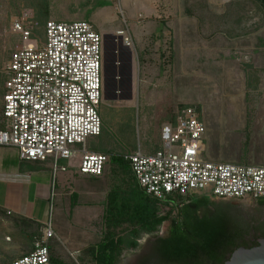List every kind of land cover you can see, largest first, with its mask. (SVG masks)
<instances>
[{"label": "rangeland", "instance_id": "1", "mask_svg": "<svg viewBox=\"0 0 264 264\" xmlns=\"http://www.w3.org/2000/svg\"><path fill=\"white\" fill-rule=\"evenodd\" d=\"M35 4L43 8L49 6L50 21L92 23L106 38L109 60H114L116 51H120L123 58L132 52L136 66L138 60L141 64L140 83L135 85L131 104L122 101L130 94L128 83L116 84L114 88L108 81L106 97L100 105L102 133L87 140L91 152L117 157L131 155L144 144L146 135L152 138L150 133L154 128L152 125L149 128V124L191 106L198 110L207 127L203 159L264 167L262 2L0 0V126L6 81L2 72L15 45L20 42L12 33V23L23 13L34 18L37 14ZM41 32L37 29V33ZM127 37L134 40L132 51L122 47ZM190 39L192 50L189 49ZM71 163L76 166L78 161L74 159ZM113 167L109 168L104 186L89 185V188L102 189L96 192L97 200H88L90 194L84 190L72 215L69 195L59 196L65 202L58 198L49 201L52 224L65 229L59 240L51 242L52 254L65 264H96L93 255L99 257V243L108 234L104 217L107 194L121 184ZM208 199L212 205L202 209L200 216H212L218 210L230 209L243 225L252 229L248 240L264 238V204ZM38 230L39 227L29 226L27 236ZM129 230V226H123L116 233L124 237ZM169 230L170 222L164 223L159 237H166ZM41 234L35 237L40 238ZM152 240L153 236L142 234L138 239L139 249L125 248L117 264H125L127 258L140 252L146 256ZM92 248L95 249L93 255ZM12 253L8 247L0 245V264L13 262L16 258L7 259Z\"/></svg>", "mask_w": 264, "mask_h": 264}, {"label": "built area", "instance_id": "2", "mask_svg": "<svg viewBox=\"0 0 264 264\" xmlns=\"http://www.w3.org/2000/svg\"><path fill=\"white\" fill-rule=\"evenodd\" d=\"M37 27L28 13L12 23L20 42L2 72L0 147L18 149L27 161L53 159L54 175L59 160L78 158L80 174L101 177L109 155L86 144L103 127L104 35L85 20L49 21L41 33ZM124 45L133 40L124 38ZM206 135L198 110L180 109L176 122L161 129L162 149L125 156L141 190L175 212L198 196L264 201V167L203 159ZM41 233L32 252L9 264H51V242L58 239L51 218Z\"/></svg>", "mask_w": 264, "mask_h": 264}, {"label": "trees", "instance_id": "3", "mask_svg": "<svg viewBox=\"0 0 264 264\" xmlns=\"http://www.w3.org/2000/svg\"><path fill=\"white\" fill-rule=\"evenodd\" d=\"M259 1L264 6V0ZM35 5L37 14L34 20L43 32L50 21L49 6ZM126 161L122 156L113 158L123 175V185L112 188L108 194V234L99 243V257L93 255L95 249L90 250L96 264H117L125 248L139 249L138 239L142 234L153 236L151 250L147 253L148 264H226L239 248L259 246V238L248 240L252 229L243 225L230 209L218 210L212 216H200L202 209L212 205L208 198H194L177 213L174 209L166 212V204L141 191ZM166 222H170L168 235L159 237ZM123 226L130 229L124 237L116 233ZM35 234L39 236V231L24 241L35 243L38 239ZM52 250L51 247V264H65L53 256Z\"/></svg>", "mask_w": 264, "mask_h": 264}, {"label": "crops", "instance_id": "4", "mask_svg": "<svg viewBox=\"0 0 264 264\" xmlns=\"http://www.w3.org/2000/svg\"><path fill=\"white\" fill-rule=\"evenodd\" d=\"M188 43L191 45L189 49L192 50V39L188 40ZM106 47L105 38L103 98L106 97V90L109 85L108 81H111L114 88L116 84L119 86L124 83H128L130 94L122 101H126L128 104H131L134 101L133 95L136 83L138 85V74L140 73L139 70L141 69V64L138 60L136 66L133 60L134 58L132 52H129L128 55L126 54V57L123 58V56L119 54L120 51H116L114 52V60L111 61L109 60L110 58H108L109 55L107 54ZM122 47L132 51L131 49L134 47V40L131 47L126 45ZM110 72L113 76L110 75L109 77ZM117 93L120 94V91H117ZM106 99L110 100L109 98ZM177 114L178 112H171L159 121L154 123L150 122L151 124H149V128L151 125L154 128L153 132L150 133L152 138L151 136L148 137V135H146L144 144L139 147V151L145 155H152L156 151L162 149L163 143L161 140V129L166 124H174L176 122ZM86 149L90 151L87 144ZM107 155H109V161L105 165L104 174L101 177H92L80 174L78 158H74L78 161L76 166L71 163L74 159L59 160L57 164L59 170L54 175L53 159H48L45 162L27 161L21 158L18 149L12 147H0V245L6 246L13 251V253L8 256V260L12 258L17 259L32 252L34 249V242H25L24 240L28 237L27 233L29 232V226L39 227V232H42L45 228L46 224L50 220V200L52 201L54 198H58L60 202H65L62 201L59 196L69 195V201L71 203L69 207L70 215H72V211L81 200L82 192H89L90 197L87 198L88 200H97L96 192H102V189H97V187L89 188V185L97 184L104 186L109 177L110 173L108 171L111 165H113V168L116 169L117 177L121 182V184H117V186L123 184V175L119 173L120 167L113 163V158L115 156H111L110 153ZM125 156L126 155H123L122 157L126 161ZM125 164H128V167L132 172L129 161H126ZM61 168H64L65 171L60 170ZM108 194L104 206L105 220L108 212ZM258 203L264 204V201H259ZM51 225L58 237L57 240H59V237L64 235L63 233L65 232V229L60 225H55L54 227L52 222Z\"/></svg>", "mask_w": 264, "mask_h": 264}, {"label": "water", "instance_id": "5", "mask_svg": "<svg viewBox=\"0 0 264 264\" xmlns=\"http://www.w3.org/2000/svg\"><path fill=\"white\" fill-rule=\"evenodd\" d=\"M259 246L236 250L226 264H264V238L258 239Z\"/></svg>", "mask_w": 264, "mask_h": 264}, {"label": "flooded vegetation", "instance_id": "6", "mask_svg": "<svg viewBox=\"0 0 264 264\" xmlns=\"http://www.w3.org/2000/svg\"><path fill=\"white\" fill-rule=\"evenodd\" d=\"M127 259L124 261L125 264H148L147 255L143 256L142 252H140L139 254L137 253Z\"/></svg>", "mask_w": 264, "mask_h": 264}]
</instances>
